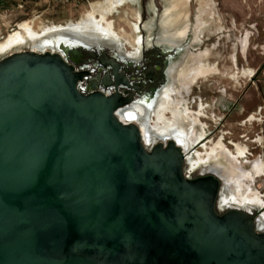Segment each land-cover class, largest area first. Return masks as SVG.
Masks as SVG:
<instances>
[{
    "label": "water",
    "instance_id": "water-1",
    "mask_svg": "<svg viewBox=\"0 0 264 264\" xmlns=\"http://www.w3.org/2000/svg\"><path fill=\"white\" fill-rule=\"evenodd\" d=\"M52 41L123 49L62 28L0 58V264H264L260 214H220L219 178L185 177V126L154 112L146 149L122 96L80 93Z\"/></svg>",
    "mask_w": 264,
    "mask_h": 264
},
{
    "label": "rangeland",
    "instance_id": "rangeland-1",
    "mask_svg": "<svg viewBox=\"0 0 264 264\" xmlns=\"http://www.w3.org/2000/svg\"><path fill=\"white\" fill-rule=\"evenodd\" d=\"M97 1L103 0L94 2ZM172 2V0H135L119 7L118 12L113 13L109 19L113 21L116 30L123 31L127 35L132 33L131 26L137 24L139 27L137 33L142 38L147 35L145 25L153 21L152 35L156 36L160 31L158 22L161 11ZM90 3L92 1L73 7L72 12L68 11V7L61 5L55 7L54 12H44L43 6H36L32 8L33 10L22 6L15 9L20 11L19 17H15L14 12L8 11L11 8L0 6V40L16 29L17 24L22 21L32 20L34 25L76 21L89 11ZM202 9L206 12L204 18H207L208 12H213L214 21L199 35L200 41L197 45L199 50L196 51L207 52L208 62L215 65L218 72L194 84L191 87L192 95L200 96L205 107L200 120L205 126L203 127L205 136L211 133L208 140L213 139L212 141L215 142L225 131L227 134L224 137L230 141L229 146L225 145L230 151H234L233 144L246 145L249 155L239 161L243 170H249L251 162L259 158L256 139L263 121L261 117L264 115V0H206V2L188 0L187 5L180 7L179 11L180 14L185 12L188 15L189 22L193 26L196 15H200ZM243 41L245 47L242 49ZM125 49L133 52V49L127 45ZM173 98H177L176 94ZM225 98L227 104L229 100L231 103V106H228L229 113L223 122H214L212 110L218 109L216 112L220 115L218 107L224 105ZM248 103H252L251 109H248ZM250 116H253L254 120L249 121ZM206 144L209 145V142ZM197 172L199 171L193 174ZM261 178H254L251 188L264 194V180ZM224 191L221 184L220 193ZM227 209L229 208L218 211L224 212ZM251 211L256 218L262 210L253 208Z\"/></svg>",
    "mask_w": 264,
    "mask_h": 264
},
{
    "label": "bare ground",
    "instance_id": "bare-ground-1",
    "mask_svg": "<svg viewBox=\"0 0 264 264\" xmlns=\"http://www.w3.org/2000/svg\"><path fill=\"white\" fill-rule=\"evenodd\" d=\"M135 0H103L90 3L89 11L76 21H67L64 24L34 25L33 21H22L17 24L16 29L7 33L0 40V56L14 52L18 47L31 43L38 36L57 29L67 28L83 36L105 37L116 44L122 46L128 56H136L141 47L154 44L175 46L182 42L190 33L191 40L183 56L182 62L175 64L171 69V84L165 89V105L159 107L155 113L161 125L180 124L185 126L187 134L185 140L189 144V151L185 154L188 171L201 168L202 172L215 174L222 182L225 189L219 194V209L238 208L250 211L251 209H261L258 219V228L264 229V194L251 188L254 178L264 176V166L260 159L251 162L249 170H243L239 159L245 158L248 153L246 145L233 144L234 151H230L222 141L220 136L215 142L209 141V145L202 144V152L193 150L203 137H205V127L199 117L202 115L203 106H198L196 111H192L181 94L188 95L191 87L200 79H205L217 74L215 65L207 60V52L192 50L199 45V35L207 29L214 21L213 12H208L207 18L204 9L200 10V15H196L195 22L191 26L188 15L181 11L180 7H185L188 0H172L170 5L163 7L158 22L160 31L153 36V21L145 25L147 35L142 38L137 32L139 27L133 24L131 35L115 29L114 23L109 19L113 13L118 12L119 7ZM206 2V0H201ZM213 1V0H209ZM227 8V7H226ZM138 16V13L136 12ZM202 15V16H201ZM133 49L128 52L125 46ZM242 49L245 42H241ZM125 54V55H126ZM173 94L180 95L173 98ZM166 113L169 116H166ZM248 120H254L250 116ZM141 124V123H140ZM142 135H144L142 126ZM206 129V128H205ZM157 137H152L146 142H154ZM145 140V137L144 139ZM260 143V138L256 139ZM151 143V144H152ZM150 144V143H149ZM193 150V151H192ZM192 151V152H191Z\"/></svg>",
    "mask_w": 264,
    "mask_h": 264
},
{
    "label": "flooded vegetation",
    "instance_id": "flooded-vegetation-1",
    "mask_svg": "<svg viewBox=\"0 0 264 264\" xmlns=\"http://www.w3.org/2000/svg\"><path fill=\"white\" fill-rule=\"evenodd\" d=\"M155 11H157L156 8ZM190 40L191 36L188 34L182 42L173 47L158 45L153 42L149 46L144 45L141 47L136 56H128L123 49H119L111 44L96 46L85 43H74L71 41H63L59 45H57L55 41H52V45L45 47L43 50L44 52L59 53L66 59L68 64L74 67L76 72L82 74V78L77 85L80 93L87 95L92 92H98L105 96H111L116 93L120 94L125 100L126 105L117 114V117L123 122L131 121L134 123L140 129L144 147L150 149L152 146L159 143V139L153 143L143 140L144 137L147 136L142 135L143 133L140 125L148 126L154 119V112L161 93L171 84V69L175 64L182 62L185 52L187 49L191 48L189 45ZM23 50L29 49L25 47ZM23 50L21 49L20 51ZM192 50L196 51L199 49L198 47H194ZM192 93L193 89L191 88L188 95L181 94V97L185 99L188 107L192 111H196L199 104H202V99L200 96H193ZM176 96L177 98L180 97L178 94H176ZM224 101V105L218 107L220 115H217L216 111L218 109L213 108L212 110L211 115L214 122H223L229 113L228 106H231L230 100L228 102L229 104L226 103V98ZM167 115L169 116L168 113H166V116ZM200 118L201 116L199 119ZM209 134L193 146V150L201 149L202 144H206L210 140L212 141L213 139L208 140ZM225 134H227L225 131L222 132V141L224 145H228L230 141L225 139ZM176 135L179 136L181 140L185 139V135L182 131H179ZM179 148L184 153L183 171L186 178L197 179L208 175V172H202L200 167L189 172L185 160L186 152L183 146H179ZM196 171L199 172L193 174ZM218 180L219 187H221L222 182L220 179ZM217 200H219V196L215 204L216 212L222 214L228 211L227 209L224 212H219ZM251 216L255 219L252 211Z\"/></svg>",
    "mask_w": 264,
    "mask_h": 264
},
{
    "label": "crops",
    "instance_id": "crops-1",
    "mask_svg": "<svg viewBox=\"0 0 264 264\" xmlns=\"http://www.w3.org/2000/svg\"><path fill=\"white\" fill-rule=\"evenodd\" d=\"M90 1L94 2L93 0H0V6L5 5L7 8H11V10H8L9 12H14L15 17H19L20 11H15L16 8H22V6L31 8L30 10H33L32 8H35L36 6H43L44 12H54L55 7L58 5L66 6L68 7V11L72 12L73 7H79L84 2L89 3ZM264 76V72H263ZM252 103H248L247 107L248 109H251ZM254 114V112H252ZM263 121L261 122L258 120V122H261V128L258 135V138H260V143L256 145V148H258V154L257 157L260 159L264 166V115L261 117ZM232 142V141H231ZM246 155H249L248 153ZM264 180V176L261 178Z\"/></svg>",
    "mask_w": 264,
    "mask_h": 264
}]
</instances>
